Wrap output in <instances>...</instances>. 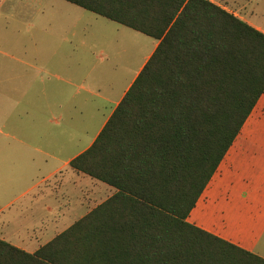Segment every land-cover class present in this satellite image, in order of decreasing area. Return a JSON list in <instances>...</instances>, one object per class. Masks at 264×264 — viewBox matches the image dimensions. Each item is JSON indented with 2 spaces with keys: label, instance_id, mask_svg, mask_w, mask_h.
<instances>
[{
  "label": "trees",
  "instance_id": "16d2710c",
  "mask_svg": "<svg viewBox=\"0 0 264 264\" xmlns=\"http://www.w3.org/2000/svg\"><path fill=\"white\" fill-rule=\"evenodd\" d=\"M158 44L70 162L115 190L35 254L0 264H264L188 217L264 94V33L210 0H64Z\"/></svg>",
  "mask_w": 264,
  "mask_h": 264
},
{
  "label": "rangeland",
  "instance_id": "374dc122",
  "mask_svg": "<svg viewBox=\"0 0 264 264\" xmlns=\"http://www.w3.org/2000/svg\"><path fill=\"white\" fill-rule=\"evenodd\" d=\"M36 1L37 13L39 4L44 5L43 20L36 16L29 32L27 26L19 25L23 30L19 39L15 33L19 20L0 14V67L12 69L2 74L7 81L0 90V115L4 117L0 139L15 145V139L6 137L12 133L19 139L24 135L25 142L17 165L0 171V208L8 199L19 197L4 212L17 217L34 204V195L44 191L48 183L42 180L91 141L114 106L111 102L121 98L157 43L67 1ZM213 1L264 30V0ZM39 25L44 31H39ZM67 80L72 84L64 86ZM248 140L238 150L231 148L230 158L264 164V117ZM63 171L65 188L72 193L73 173L67 167ZM88 193V209L110 196ZM51 203L41 199L39 212Z\"/></svg>",
  "mask_w": 264,
  "mask_h": 264
},
{
  "label": "crops",
  "instance_id": "0c3cea01",
  "mask_svg": "<svg viewBox=\"0 0 264 264\" xmlns=\"http://www.w3.org/2000/svg\"><path fill=\"white\" fill-rule=\"evenodd\" d=\"M210 1L214 2L213 0ZM36 2V0H0V14H4L7 18H17L19 20L15 31L17 39L21 38L23 34L21 33L23 30L19 25L27 26V32H29L30 28L35 27L36 16L39 21L43 20L44 5L39 4L37 13ZM223 8L229 11L226 7ZM229 12L264 33V30L249 22L245 16H239L232 11ZM40 28L39 31H44L42 26ZM65 40L68 39L65 38ZM157 44L158 42L138 73L154 52ZM72 51L76 53L77 48L75 47ZM9 70L12 69L0 67V90L3 89L7 81L2 74ZM71 84L67 80L64 86ZM131 84L119 100L116 102L110 101L114 106L107 116L104 115L91 141L74 156L67 158L63 166L50 172L42 180V182L48 183V185L44 191L34 195V201H32L34 204H31L30 208H26V212L19 213L18 217L14 213H4L6 210H11L19 197L8 199L6 204L0 208V214H3V217L0 219L1 240L29 254H35L97 207L88 209L87 200H90L88 197L89 191L92 194L102 192L103 194L110 195L109 197L115 193V190L110 186L104 187L105 185L100 184V181L73 170L70 167V162L93 144ZM263 117L264 94L238 135L240 138L239 142L235 143V145L233 144L234 146L231 148L234 150L242 148L249 141L248 139L251 138L255 125ZM3 118V115H0V122ZM3 133L0 128V134ZM6 137L15 139L16 144L9 146L7 142L3 143V140L0 139V171L10 170V164L13 166L17 165L18 155L23 153L25 145L23 140L24 135H22L21 139H19L18 135L15 136L12 133L11 136L10 134H6ZM231 148L198 200L196 207L192 210L188 217V222L264 258V164L234 161L233 158H230ZM36 152H40V150L36 149ZM66 167L73 173V185L75 189H73L72 193L65 188V173L63 169ZM66 172L69 171L66 170ZM51 178L55 180L52 182L53 179ZM39 184L40 182L36 183V187L33 186V188H36V191ZM41 199H47L53 205L46 207L43 212H39L37 205Z\"/></svg>",
  "mask_w": 264,
  "mask_h": 264
}]
</instances>
